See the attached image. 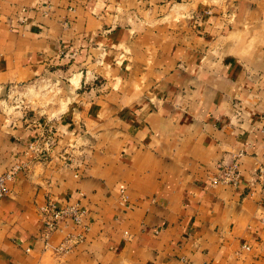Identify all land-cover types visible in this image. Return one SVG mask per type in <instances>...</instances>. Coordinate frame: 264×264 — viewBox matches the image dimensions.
I'll list each match as a JSON object with an SVG mask.
<instances>
[{
  "label": "crops",
  "instance_id": "crops-1",
  "mask_svg": "<svg viewBox=\"0 0 264 264\" xmlns=\"http://www.w3.org/2000/svg\"><path fill=\"white\" fill-rule=\"evenodd\" d=\"M262 165L264 0H0V264H264Z\"/></svg>",
  "mask_w": 264,
  "mask_h": 264
},
{
  "label": "built area",
  "instance_id": "built-area-1",
  "mask_svg": "<svg viewBox=\"0 0 264 264\" xmlns=\"http://www.w3.org/2000/svg\"><path fill=\"white\" fill-rule=\"evenodd\" d=\"M259 177H264V165L260 166ZM14 171L0 174V204L9 192L8 182L13 179ZM239 177L236 163L223 166L217 178L224 183L236 182ZM43 237L48 240L49 236L55 232L69 226H79L83 222L85 211L80 204H58L49 200L42 208ZM83 240V234L68 233L55 248L56 253L63 254L74 249Z\"/></svg>",
  "mask_w": 264,
  "mask_h": 264
},
{
  "label": "rangeland",
  "instance_id": "rangeland-1",
  "mask_svg": "<svg viewBox=\"0 0 264 264\" xmlns=\"http://www.w3.org/2000/svg\"><path fill=\"white\" fill-rule=\"evenodd\" d=\"M53 85V82H48L47 80L46 81H44V85L46 86V87H44L45 89H44V93H43V95H44V97H43V100H45V101H51V100H53V97L55 96V95H58V92H56V93H54V88L52 87V85ZM29 96V95H28ZM24 98V97H23ZM30 99H32L31 97H30ZM39 99L40 100H42L41 99V97H39ZM38 99V100H39ZM15 100H21L20 98H18V99H15ZM24 100H25V98H24ZM35 100H37V98H35ZM22 107H25L26 108V110H30L29 109V106H27V104L26 103H22V102H18V107H17V110H19V109H21ZM33 110H35V109H33ZM39 111H42V110H39Z\"/></svg>",
  "mask_w": 264,
  "mask_h": 264
}]
</instances>
